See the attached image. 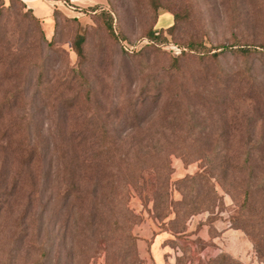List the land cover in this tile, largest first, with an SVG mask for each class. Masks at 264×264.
<instances>
[{"label":"rangeland","instance_id":"1","mask_svg":"<svg viewBox=\"0 0 264 264\" xmlns=\"http://www.w3.org/2000/svg\"><path fill=\"white\" fill-rule=\"evenodd\" d=\"M48 1L0 0V264H264V0Z\"/></svg>","mask_w":264,"mask_h":264},{"label":"trees","instance_id":"2","mask_svg":"<svg viewBox=\"0 0 264 264\" xmlns=\"http://www.w3.org/2000/svg\"><path fill=\"white\" fill-rule=\"evenodd\" d=\"M109 18L110 19L108 20V24L106 25L108 31L110 33H112L113 35H115V37L119 43H122L121 42L122 37L120 38V36L117 32V29L115 27V24L113 25V19L111 18L110 15H109ZM177 21H178V17L176 16L175 17V23L171 28H175ZM163 36H164L163 33H161L158 30L150 31L147 44L158 47V48L164 47V45H167L169 43L163 40V38H164ZM85 42H86V38L82 35H79L75 41V44H74V51L78 55V57H80L81 59L84 57L83 46H84ZM178 48H180V51H181V53L178 54L179 56H182V55H185L188 53H197V54L201 55V57H204L206 54H208L209 52L212 51V50H210L208 52H205L204 51L205 50L204 45L198 44V43H190L187 47H179L178 46ZM220 49H222V47H219L216 50H220ZM253 49H254L253 46H245V47L238 48V50H239L238 52L240 54L244 55L245 57H249L253 52H258L255 50L253 51ZM226 50H228V49H226ZM261 50L264 53V46L261 47ZM126 52L130 53L128 51H126ZM133 53H135V52H133ZM133 53H130V54H133ZM219 54H220L219 52H215V53H213L212 57L217 58Z\"/></svg>","mask_w":264,"mask_h":264},{"label":"built area","instance_id":"3","mask_svg":"<svg viewBox=\"0 0 264 264\" xmlns=\"http://www.w3.org/2000/svg\"><path fill=\"white\" fill-rule=\"evenodd\" d=\"M48 2L52 3V6L54 8H58L60 10L66 9L67 11L77 14L76 16L84 15L83 10L78 7V4H76L73 0H49ZM123 48L130 53L134 52L132 50L127 49L126 47ZM178 52V54L181 53L180 48H178Z\"/></svg>","mask_w":264,"mask_h":264},{"label":"crops","instance_id":"4","mask_svg":"<svg viewBox=\"0 0 264 264\" xmlns=\"http://www.w3.org/2000/svg\"><path fill=\"white\" fill-rule=\"evenodd\" d=\"M32 1L35 2L37 0H32ZM158 243H159V240L156 241L155 246L158 245ZM161 264H163V263H161ZM164 264H166V263H164Z\"/></svg>","mask_w":264,"mask_h":264}]
</instances>
